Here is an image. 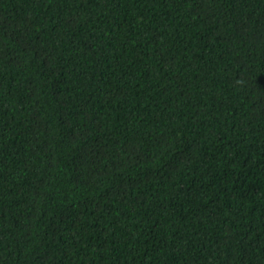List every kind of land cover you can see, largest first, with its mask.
<instances>
[{"label": "trees", "instance_id": "obj_1", "mask_svg": "<svg viewBox=\"0 0 264 264\" xmlns=\"http://www.w3.org/2000/svg\"><path fill=\"white\" fill-rule=\"evenodd\" d=\"M0 264H264V0H0Z\"/></svg>", "mask_w": 264, "mask_h": 264}]
</instances>
